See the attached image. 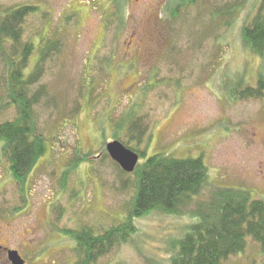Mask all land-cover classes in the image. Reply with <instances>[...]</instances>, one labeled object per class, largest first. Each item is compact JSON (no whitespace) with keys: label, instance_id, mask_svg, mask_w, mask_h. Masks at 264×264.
Masks as SVG:
<instances>
[{"label":"rangeland","instance_id":"374dc122","mask_svg":"<svg viewBox=\"0 0 264 264\" xmlns=\"http://www.w3.org/2000/svg\"><path fill=\"white\" fill-rule=\"evenodd\" d=\"M183 1L0 0V15L36 6L24 40L43 49L44 35L58 47L41 64L38 81L27 85L33 130L45 151L23 193L0 154V246L16 249L27 264H78L69 230L88 226L99 235L122 225L137 179L110 159L106 145L113 141L144 151L140 164L161 153L201 158L207 185L194 202H209L222 190L264 202V103L229 95L238 84L254 85L264 69L243 36L260 0H194L170 21ZM234 7L228 17L221 14ZM8 48L0 40V123L19 118L5 105ZM127 110L147 129L139 147L120 122ZM189 223L187 216L154 210L92 264H167ZM246 241L244 252L223 264H263L259 246Z\"/></svg>","mask_w":264,"mask_h":264},{"label":"trees","instance_id":"16d2710c","mask_svg":"<svg viewBox=\"0 0 264 264\" xmlns=\"http://www.w3.org/2000/svg\"><path fill=\"white\" fill-rule=\"evenodd\" d=\"M109 1L116 4L115 0ZM193 4L194 0L177 2L168 19H176L183 9ZM231 10L228 14L224 11L221 14L228 17L236 12L235 7ZM37 11L36 6L19 5L3 10L0 15V40L9 47L6 58L8 101L5 105L14 106L19 114V118L13 121L0 123V154L21 193L25 190L24 184L30 171L45 151L43 137L33 130L27 85L38 81L41 64L46 62L51 51L58 48L56 41L49 42L44 35L38 42L44 43L43 49L41 45L35 47L33 42L24 40L27 18ZM243 36L246 48L264 59V0H260L256 15L244 27ZM36 49H40L38 56L33 55ZM32 58H36L34 72L27 74ZM229 95L233 101L255 100L264 103V69L254 85L238 84L230 90ZM1 106L0 109L4 104ZM141 120L142 117H136L131 110H127L120 121L126 122V135L136 141L137 147L142 144L147 130L146 127L139 129ZM122 145L130 149L126 146L128 143ZM130 151L139 152L135 149ZM139 153L137 155L142 159L145 152ZM119 171L128 174L121 169ZM129 175L136 177L137 186L122 225L110 227L99 235L88 226L81 231L74 229L67 232L66 235L77 245L78 264H92L114 246L126 242L134 232L131 226L133 221L154 210L187 216L193 221L187 224L183 234L174 242L167 264H223L244 252L247 238L255 242L264 255V202L251 200L247 193L233 190L216 191L209 202H194L207 185V167L201 158L180 160L163 153L154 154L143 163H137ZM191 206L192 210L189 209Z\"/></svg>","mask_w":264,"mask_h":264},{"label":"water","instance_id":"95a60500","mask_svg":"<svg viewBox=\"0 0 264 264\" xmlns=\"http://www.w3.org/2000/svg\"><path fill=\"white\" fill-rule=\"evenodd\" d=\"M106 151L113 162L125 173H132L138 162V155L126 149L122 144L113 141L106 145ZM8 260L11 264H24L17 252H8Z\"/></svg>","mask_w":264,"mask_h":264},{"label":"flooded vegetation","instance_id":"af4514ba","mask_svg":"<svg viewBox=\"0 0 264 264\" xmlns=\"http://www.w3.org/2000/svg\"><path fill=\"white\" fill-rule=\"evenodd\" d=\"M9 251H16L18 254H19V252L16 250V249H9V248H3L2 246H0V256L1 257H3V260H4V257H6L7 258V253L9 252ZM20 255V254H19ZM21 257V256H20ZM22 258V257H21ZM0 260L2 261V259L0 258ZM7 260H8V258H7ZM3 262V261H2ZM9 262V261H8ZM24 262H25V264H27V262L24 260Z\"/></svg>","mask_w":264,"mask_h":264}]
</instances>
